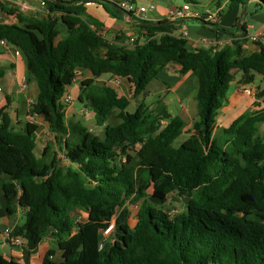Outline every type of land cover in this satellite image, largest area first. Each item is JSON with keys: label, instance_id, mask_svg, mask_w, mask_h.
I'll return each mask as SVG.
<instances>
[{"label": "trees", "instance_id": "trees-1", "mask_svg": "<svg viewBox=\"0 0 264 264\" xmlns=\"http://www.w3.org/2000/svg\"><path fill=\"white\" fill-rule=\"evenodd\" d=\"M42 1L41 16L0 2V11L16 18L0 22V40L18 49L38 87L29 114L42 117L54 137V145L47 143L37 156L36 125L16 133L7 106L0 107V218L14 215L16 207L24 210V221L11 235L23 237L33 251L50 231L59 255L53 258L55 250L49 249L42 264H264V103L255 102L257 108L214 136L235 73L241 84L253 83L257 74L264 79V45L245 53L243 22V34L232 33L231 46L191 50L184 36L173 34L180 20L137 19L138 37L129 47L118 43L119 36L105 38L103 24L86 9L97 4L117 16L122 10L116 0L106 1L117 8L104 0ZM248 1L227 0L219 14ZM252 1L264 7V0ZM194 20L209 25L217 39L230 32ZM171 62L180 74L195 76L196 118L189 130L161 99L150 106L141 101L129 112V98L94 79L82 80L78 102L93 112L102 132L65 120L60 100L76 70H88L93 78H125L136 100ZM257 95L264 98V90ZM55 145L68 166L59 164ZM171 193L188 198L184 211L171 215L164 209ZM130 199L138 202L134 224L105 237ZM76 208L86 210L84 222H75ZM125 218L127 210L116 222ZM0 264L21 263L0 254Z\"/></svg>", "mask_w": 264, "mask_h": 264}, {"label": "crops", "instance_id": "crops-1", "mask_svg": "<svg viewBox=\"0 0 264 264\" xmlns=\"http://www.w3.org/2000/svg\"><path fill=\"white\" fill-rule=\"evenodd\" d=\"M196 1L197 3L193 5L194 8L203 13L215 10L222 11L227 2V0ZM150 3L155 4V9L147 11L144 18L149 21H158L167 19V11L170 8L181 5L184 2L183 0L181 2L178 0H136L135 4L140 7L147 6ZM89 5H86L87 12L103 24L101 33L105 38L114 39L116 36H119L120 40L118 43L122 42V44L127 45L131 36H134L135 39L138 37V25L140 22L137 21L135 17H131L122 11L119 12L117 16H113L107 13L104 8V14H94L89 11ZM7 16L11 15L0 11V22H14L8 21L6 19ZM239 18H241V24L243 22L246 24L247 29V38L242 44L245 53L258 51L260 45H264V7L258 8L252 0L246 3L245 9L244 6H235L229 13L218 15L215 23L218 24L219 27L226 28L230 31L228 35L223 38L217 39L215 32L212 31L209 25L194 19L180 20L175 23L173 34L184 36L187 39V46L191 50L197 48L221 49L224 46L232 45V33H234V35H240L239 30L234 27L236 23L238 26ZM252 35L258 36V39L252 41L250 39V36ZM0 70L4 71V75L0 78V107L7 106L6 112L11 119V129L16 133H19L24 131L27 124H34L36 125V147L38 139L43 136H46L48 139L45 140L44 144H42V149L47 143L54 145L53 134L49 131L48 125L43 118L29 114L30 105L36 100L38 87L35 80L29 76L23 56L16 47L0 43ZM76 73L75 77L66 87V91H68L73 98V102L65 106L66 121L67 113L69 111H76L77 108L82 106L78 102V96L82 92L83 86L81 82L84 79H94L95 81L103 82L106 85L111 86L119 96L129 98L131 95V84L125 78L111 74H103L98 78H93L91 73L85 69H78L76 70ZM240 77V72L235 73V78L231 82L227 93L226 102L217 115L216 128L214 131L215 137L220 136L223 128L227 127L236 117L246 111L257 108L255 102L258 101L260 104L264 103V98L255 99L254 97H250L242 92L244 87H250L254 89L256 93L258 90L264 89V87H260L254 84V82L251 84H241L239 82ZM257 77L258 76L255 75V78ZM169 90H174V92L178 94L181 101L185 100L184 102L188 103L187 105L183 102L180 107V113L176 115H179L185 120L187 124L186 129L189 130L192 122L196 118V105L194 101V94L196 91L195 76L191 73H186L184 75L180 74L179 66L175 62H171L166 65L161 71L159 77L153 79L144 94L140 95L138 98L143 96L144 100L141 101L144 103L145 100L152 99L154 97V101L161 99L165 103L168 112L174 116L168 108V102L166 99V93ZM187 119H190V121H187ZM0 206H4V200L1 194ZM15 209L16 212L14 215L10 217H1L5 219V222L3 229L0 230V235L11 233L13 226L18 222L15 220L16 217L17 219L19 217V213L17 211L20 208L16 207ZM22 211L24 213V210ZM56 243L57 238L51 234L44 237L38 244L37 248L30 251L27 248L26 243L15 245L5 240L1 245V255L5 259H14L19 261L21 264H42L43 258L49 249L55 250L53 258L58 257L59 250L56 247Z\"/></svg>", "mask_w": 264, "mask_h": 264}, {"label": "rangeland", "instance_id": "rangeland-1", "mask_svg": "<svg viewBox=\"0 0 264 264\" xmlns=\"http://www.w3.org/2000/svg\"><path fill=\"white\" fill-rule=\"evenodd\" d=\"M179 2H181L182 0H178ZM1 3H3L4 5H6L7 7L16 9L20 12L26 13V14H30V15H36V16H41L43 15V12L39 10L38 7H36L34 4H32L31 2H29L28 0H0ZM89 5V4H88ZM89 11H91L94 14H104V9L102 6H98V5H93L90 4L88 6ZM8 21H16V18L14 15L11 16H7L6 18ZM64 33L61 32V35L59 37H61ZM257 78H255L254 84L260 86V87H264V79L257 74ZM264 90V89H262ZM262 90H258L256 95L254 96L255 99H259V98H263V97H258V93ZM130 100H131V104L128 106L127 110L129 112L134 111V109L136 108L137 104L139 102H141V100H144L143 96H141L138 99H133L130 95ZM166 99L168 102V108L170 110V112L173 115L179 114L180 112V107L182 105V103L185 101H181L178 94H176V92H174V90H169L166 93ZM155 100V97L152 99H147L145 100V104L150 106ZM258 102V101H257ZM185 104L188 105L187 102H184ZM195 117V116H194ZM72 120V121H81L91 132L93 133H97L100 134L103 130V126H98L95 123V119L93 116V113L88 109L85 108L83 106L77 108L76 111H69L67 113V121ZM116 118L115 115H112L110 117V122H115ZM187 121H190V119H187ZM187 131L185 133H183L182 135H180L174 142V146H178L180 144V142L185 139L187 137ZM48 138L45 136L41 137L40 139H38V144L37 147L35 149V153L37 156H40L41 151H42V144L45 143V140H47ZM50 140V139H49ZM55 152L57 153V159L59 164L62 167H66L69 165L68 160L65 158L64 154L62 153V151L59 150L58 147H55ZM133 198V197H132ZM188 198L183 196H178L176 193H171L168 196V200L166 203H164L162 206L164 207V209H166V211H169V214L174 215L176 213L182 212L185 210L186 207V203H187ZM138 208V202L133 203L130 200L126 201V203L118 209L117 214L115 219L111 222L112 228H110L106 233H104V236L106 237L108 235V233L111 231L112 233L114 231L116 232H124L126 227L128 225L132 226L134 224V216L135 213L137 211ZM123 210H127L128 211V215H129V219L125 218L124 221L120 222L119 224L116 222L117 218L121 215ZM19 213V217L17 219L16 217V224L18 225L20 223H22L24 221V213L22 210H18L17 211ZM17 216V214H16ZM73 218L75 220V222H84L87 219V212L86 210H84L83 208H76V210L74 211L73 214ZM5 219L0 218V230L3 229V225H4ZM51 235L50 231L49 234L47 236ZM2 242H0V254L2 253V249L1 246Z\"/></svg>", "mask_w": 264, "mask_h": 264}, {"label": "built area", "instance_id": "built-area-1", "mask_svg": "<svg viewBox=\"0 0 264 264\" xmlns=\"http://www.w3.org/2000/svg\"><path fill=\"white\" fill-rule=\"evenodd\" d=\"M117 6L121 8V10L128 14L129 16H133L138 20H145L144 16L147 13V11L155 9V4L150 3L147 6H136V4H133L130 0H116L115 2ZM219 10L215 11H206V12H200L194 6L190 3H182L181 5L170 8L167 11V19L168 20H186V19H203L206 22H215L219 14ZM250 39L252 41H255L258 39V36L252 35L250 36ZM0 43L3 45H6L5 40H0ZM135 44V37L131 36L128 40L127 46L132 47ZM242 92L250 97H254L256 95V92L254 89L250 87H244L242 89ZM61 103L64 104V106L69 105L73 102L72 95L65 91L63 96L61 97ZM110 228H112V225L109 226V228L104 232L106 233ZM7 240L8 242H11L12 244H23L26 243L25 239L21 236L17 235H11V233H6L0 235V242Z\"/></svg>", "mask_w": 264, "mask_h": 264}, {"label": "water", "instance_id": "water-1", "mask_svg": "<svg viewBox=\"0 0 264 264\" xmlns=\"http://www.w3.org/2000/svg\"><path fill=\"white\" fill-rule=\"evenodd\" d=\"M29 2H31L32 4L38 6V7H44V3L42 0H28ZM104 2L108 3L109 5H112L111 3H109L108 1L104 0ZM114 6V5H112ZM115 8H117L116 6H114ZM246 7V4L244 5V9ZM238 30L240 31V35L243 34L242 28H241V18H239L238 20Z\"/></svg>", "mask_w": 264, "mask_h": 264}]
</instances>
